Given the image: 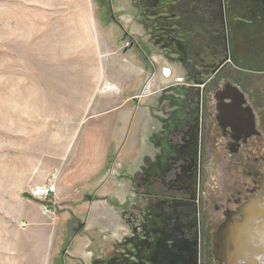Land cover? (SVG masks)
Segmentation results:
<instances>
[{"label": "flooded vegetation", "instance_id": "flooded-vegetation-1", "mask_svg": "<svg viewBox=\"0 0 264 264\" xmlns=\"http://www.w3.org/2000/svg\"><path fill=\"white\" fill-rule=\"evenodd\" d=\"M170 1L96 0L118 50L154 73L157 56L183 74L165 67L168 81L149 94L154 157L134 178L124 232L92 264H227L230 254L264 264V0ZM171 85L190 89L188 112L164 139L160 117L176 108L160 99ZM150 86L148 77L141 93Z\"/></svg>", "mask_w": 264, "mask_h": 264}, {"label": "rangeland", "instance_id": "rangeland-1", "mask_svg": "<svg viewBox=\"0 0 264 264\" xmlns=\"http://www.w3.org/2000/svg\"><path fill=\"white\" fill-rule=\"evenodd\" d=\"M96 7L0 0V264H92L125 230L122 205L88 201L89 183L71 176L95 98L112 86L103 68L117 33L99 39Z\"/></svg>", "mask_w": 264, "mask_h": 264}, {"label": "crops", "instance_id": "crops-1", "mask_svg": "<svg viewBox=\"0 0 264 264\" xmlns=\"http://www.w3.org/2000/svg\"><path fill=\"white\" fill-rule=\"evenodd\" d=\"M96 31L102 39L103 33H113L115 28L97 25ZM132 32L144 34L138 27H132ZM114 46L113 57L103 69L106 83L116 87L108 89L106 84L95 98L96 115L83 127L81 158L75 161L79 171L71 176L74 182L91 185L84 186L86 192H93L87 195L88 201L103 196L106 203L113 200L123 208L132 194L134 178L153 159L156 150L152 134L156 120L149 108L154 95L149 94L168 81L165 67L171 68L173 75H182L183 71L175 62L153 56L154 73L140 54L122 53ZM148 77H151L150 91L142 94Z\"/></svg>", "mask_w": 264, "mask_h": 264}, {"label": "water", "instance_id": "water-1", "mask_svg": "<svg viewBox=\"0 0 264 264\" xmlns=\"http://www.w3.org/2000/svg\"><path fill=\"white\" fill-rule=\"evenodd\" d=\"M145 60H147L146 57ZM166 71L168 72V69H166ZM164 91L165 92L163 93V97H161L160 101L168 100L170 101L169 107L176 108L169 116L163 118L160 117L161 120L166 124L164 128L165 132L163 135H164V139H167L172 132L176 131V127L179 124H182L186 120L185 117L183 116V112H188V111L187 110L185 111V109L187 108L184 102H186L187 99L189 98L190 89L187 87H180L179 85H171L167 87ZM170 91H172L173 93L166 94V92H170ZM165 148L166 151H169V149H167V146H165ZM166 161H167L166 154L165 152H163V162L165 163ZM85 224H86L85 221H80L78 225L73 228L74 234L80 232L85 227ZM64 253L65 250L62 251V254ZM227 258H228L227 264H236L235 255L230 254L229 256H227Z\"/></svg>", "mask_w": 264, "mask_h": 264}, {"label": "built area", "instance_id": "built-area-1", "mask_svg": "<svg viewBox=\"0 0 264 264\" xmlns=\"http://www.w3.org/2000/svg\"><path fill=\"white\" fill-rule=\"evenodd\" d=\"M51 192H53V189L52 188H41V189H39L38 191H37V194H40V195H49ZM25 224V223H24Z\"/></svg>", "mask_w": 264, "mask_h": 264}, {"label": "bare ground", "instance_id": "bare-ground-1", "mask_svg": "<svg viewBox=\"0 0 264 264\" xmlns=\"http://www.w3.org/2000/svg\"><path fill=\"white\" fill-rule=\"evenodd\" d=\"M56 86V85H55ZM45 98V97H44ZM249 218V217H248ZM246 222V221H245ZM246 227V226H245ZM242 230H244V229H242ZM241 231V230H240ZM247 231V230H246ZM238 241V240H237ZM239 242V241H238ZM236 244V243H235ZM239 246V245H238ZM251 250V249H250ZM256 250V249H255ZM233 251V250H232ZM237 251H238V249H237ZM236 255V254H235ZM236 260V259H235ZM237 262V261H236Z\"/></svg>", "mask_w": 264, "mask_h": 264}]
</instances>
